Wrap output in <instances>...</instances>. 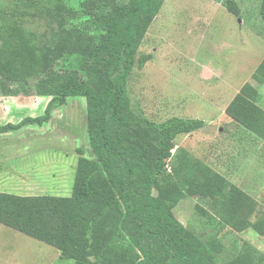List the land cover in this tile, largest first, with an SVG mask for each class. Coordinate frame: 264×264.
Segmentation results:
<instances>
[{"label": "trees", "instance_id": "obj_1", "mask_svg": "<svg viewBox=\"0 0 264 264\" xmlns=\"http://www.w3.org/2000/svg\"><path fill=\"white\" fill-rule=\"evenodd\" d=\"M215 1L240 18L237 0ZM8 2L7 9H0V82L20 86L34 79L35 95L50 100L41 116L0 125V133L42 126L68 98H84L92 157L77 149L68 197L0 193V224L54 247L72 264H214L205 245L173 215L176 201L218 200L217 220L239 229L244 225L240 212L250 197L184 153L168 171L166 161H171L176 138L205 128L204 121L171 117L155 123L137 104L132 107L128 94L133 69H142L152 58L138 48L164 0H77L78 10L65 0ZM258 13L264 22V0ZM26 18L57 28L43 68L21 26ZM81 18L83 26L70 25ZM71 59L76 66L53 69L59 60ZM251 79L264 85V58ZM6 88L3 92L9 94ZM261 98L257 88L245 83L224 113L230 125L264 143ZM243 246L236 264H255L252 248Z\"/></svg>", "mask_w": 264, "mask_h": 264}, {"label": "rangeland", "instance_id": "obj_2", "mask_svg": "<svg viewBox=\"0 0 264 264\" xmlns=\"http://www.w3.org/2000/svg\"><path fill=\"white\" fill-rule=\"evenodd\" d=\"M65 1L78 10L77 0ZM237 3L240 18L215 0H164L138 48V53L151 54L152 58L142 69H133L128 94L132 107L137 104L143 115L155 123L171 117L204 121L205 128L176 138L166 168L170 171L184 153L237 185L250 197L239 215L244 225L239 229L225 227L214 211L219 201L198 197L177 200L173 215L205 245L214 264H236L243 243L252 248L255 264H264V143L248 131L230 125L229 119L219 120L230 94L223 93L222 101L215 93L218 87L223 88V82L233 89L238 87L237 90L249 83L262 93L258 105L264 110V85L258 86L251 79L264 54L260 0ZM9 5L8 0H0V9ZM83 24V18L70 22L78 27ZM21 26L32 38L41 68L45 67L51 33L57 28L37 18H26ZM245 36L249 37L244 48ZM69 62L59 60L53 69L63 71L77 65L74 59ZM34 82L31 79L20 86L0 82V107L9 101L6 112L13 109L17 114L21 110L23 115L28 107L36 108L30 118L41 116L44 111L37 110ZM5 88L9 94H4ZM57 111L54 115L51 112L46 129L23 126L12 131L10 138H0V191L20 182L18 172L25 171L24 176L37 182L31 188L32 196H70L79 158L77 149L82 150L83 157H92L85 99L68 98ZM212 118L218 122L210 123ZM49 167L55 172L53 178L48 174ZM58 255L54 247L0 225V264H72Z\"/></svg>", "mask_w": 264, "mask_h": 264}, {"label": "crops", "instance_id": "obj_3", "mask_svg": "<svg viewBox=\"0 0 264 264\" xmlns=\"http://www.w3.org/2000/svg\"><path fill=\"white\" fill-rule=\"evenodd\" d=\"M247 37H249V36H245V37H243L242 38V40H243V44H244V48H245V46L246 45H248L245 41L247 40L246 38ZM245 42V43H244ZM251 45V44H250ZM263 58H264V54L262 55V58H261V61L263 60ZM261 62H259V64H260ZM258 64V65H259ZM258 67V66H257ZM256 67V68H257ZM255 68V69H256ZM254 73V72H253ZM251 75V74H250ZM252 76V75H251ZM226 82H227V80H226ZM223 84H224V86H223V88L221 89L220 87H218V89H217V91L215 92V93H217V94H219V96H220V100H222L223 101V99H222V95H223V93H225V94H227V91H228V95L229 96H227V100L225 99V103H224V106L222 107V111H221V113H220V117H219V120H221V119H223V120H225L226 121V119H229L226 115H225V113H224V111H225V108L227 107V105L230 103V101L234 98V96L238 93V91L240 90H237V88L236 89H233V88H231V87H228V84L227 83H224L223 82ZM230 90V91H229ZM230 92V93H229ZM260 93V92H259ZM262 94V93H261ZM263 94H264V92H263ZM2 97L3 98H12V97H10V96H3L2 95ZM37 97V100H39V101H37L36 103H38L39 105H37V110H40V109H43V111H44V109H45V107H46V105H47V103L49 102V100H50V97H46V96H36ZM5 100V99H4ZM5 104H3V106L2 107H0L1 109H0V111H2V115H0V125H3V124H8V123H11V124H18L20 121H22L24 118H26L27 116H29L31 113V111H34V110H36V108H31L30 110H28V107H27V109H25L26 110V112L22 115V111L21 110H17L18 112H20V113H17V114H15L16 113V111H13V112H15V113H13L12 112V110H8V112H6V108H7V105L8 104H11L9 101L8 102H4ZM1 104V103H0ZM34 105H36V104H34ZM24 110V111H25ZM58 108L56 109V110H53V112H52V114L54 115V114H56L58 111ZM1 113V112H0ZM19 114L20 115H22L21 117V119L20 118H18V116H19ZM11 117V120H12V122L10 121L9 122V118ZM30 117V116H29ZM218 119L216 118V120H215V118H212L211 120H210V123H213V124H215V123H217L218 121H217ZM230 120V119H229ZM49 121H50V119H49ZM46 122V123H44L42 126H37L38 128H41V129H46V128H48V127H46L45 125H50V122ZM29 126V125H28ZM28 126H25V127H28ZM10 136H12V132H8V133H0V138H10ZM25 173V171L24 172H22V173H19L18 172V174H19V179H20V182H17V183H13V184H11L10 186H9V188L10 189H8L7 191H0V193H7V194H13V195H17V196H22V197H28V196H32V194H31V192H32V187H33V185H36V183L37 182H35V181H33V180H30L29 179V177L27 176H24V175H27V174H24ZM48 174L50 175V177L51 178H53V176H54V174H55V172H54V174L51 172V169H50V167L48 168ZM3 179H6V178H3ZM58 191H60V189L58 190ZM37 196H42V195H37ZM55 197H62V196H55ZM1 225V224H0ZM3 226V225H2ZM6 227V226H5ZM8 228V227H7ZM59 253V252H58ZM59 256V255H58Z\"/></svg>", "mask_w": 264, "mask_h": 264}, {"label": "built area", "instance_id": "obj_4", "mask_svg": "<svg viewBox=\"0 0 264 264\" xmlns=\"http://www.w3.org/2000/svg\"><path fill=\"white\" fill-rule=\"evenodd\" d=\"M168 171H169V169H168Z\"/></svg>", "mask_w": 264, "mask_h": 264}]
</instances>
